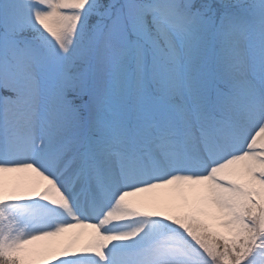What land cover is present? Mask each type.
<instances>
[{"label":"snow or ice","instance_id":"obj_1","mask_svg":"<svg viewBox=\"0 0 264 264\" xmlns=\"http://www.w3.org/2000/svg\"><path fill=\"white\" fill-rule=\"evenodd\" d=\"M0 264H264V0H0Z\"/></svg>","mask_w":264,"mask_h":264}]
</instances>
